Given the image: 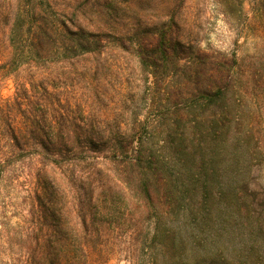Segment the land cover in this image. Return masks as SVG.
<instances>
[{
  "label": "trees",
  "instance_id": "1",
  "mask_svg": "<svg viewBox=\"0 0 264 264\" xmlns=\"http://www.w3.org/2000/svg\"><path fill=\"white\" fill-rule=\"evenodd\" d=\"M108 1V15L138 25L69 28L53 0H0V72L15 85L0 100V185L22 164L34 188L25 264H107L119 218L148 235L137 264H264V182L251 174L264 163V130L245 111L246 99L264 100V0H250L245 37L261 42L250 62L180 32L184 0ZM146 5L161 20H143ZM109 49L135 56L140 81L175 108L151 104L141 119L133 105L118 126L94 113L100 83L87 82L84 99L83 72L70 74Z\"/></svg>",
  "mask_w": 264,
  "mask_h": 264
},
{
  "label": "rangeland",
  "instance_id": "2",
  "mask_svg": "<svg viewBox=\"0 0 264 264\" xmlns=\"http://www.w3.org/2000/svg\"><path fill=\"white\" fill-rule=\"evenodd\" d=\"M224 0H184L181 12L177 15L180 21V32L187 33L195 42L201 43L203 47H210L214 50L223 52L237 51L247 62H250L253 54L260 48L261 42L255 37H245V28L250 10V0H243L244 5L237 7L223 5ZM239 0H237L238 3ZM108 0H53L54 11L58 14L59 20L65 21L69 28L82 26L88 30H101L107 32L112 30L120 32L123 28H133L138 25L139 20L136 15L131 14L124 18L121 11L113 16L108 15ZM156 3L162 0H155ZM127 4V3H124ZM143 11V20H161L159 16H153L151 9H139ZM1 51L7 50L6 46L0 48ZM7 53H1L0 59L6 57ZM263 55V54H261ZM7 58V57H6ZM248 64V63H247ZM55 68H58L55 65ZM79 68L71 78L76 82L80 79L77 76L83 72L80 89L76 90L84 99L87 98V82L94 84L100 83L99 99L92 104V111L112 126L126 124L124 116L133 105L139 108L141 119H144L149 112V105L163 109L174 107L171 100H167L164 90H148L150 81H140V68L135 56L116 51L107 50L102 58L83 57L76 62ZM27 66L23 67L26 72ZM260 72L264 73V66L260 64ZM72 81V80H70ZM97 86V85H96ZM129 88L127 101L121 98V94H127L123 90ZM136 88V89H135ZM148 90V92H147ZM15 92L13 77L2 76L0 72V100L12 97ZM94 92V91H92ZM154 93V94H152ZM130 97V98H129ZM173 100V99H172ZM133 101V102H132ZM245 111L247 121L251 120L264 130V100L254 106L250 99L245 100ZM125 102V103H124ZM250 110L255 111L253 119L248 117ZM264 135V134H263ZM158 142L157 138L155 139ZM7 150V147H5ZM18 170L10 174L7 179V172L1 179L0 185V264H25L28 257V236L32 233L28 222L30 221V211L35 210L33 201L34 188L27 185L26 170L22 164H18ZM251 174L257 181L264 182V163H253ZM119 201L118 204L124 205ZM123 219L119 218L116 223H120L122 231L109 232V243L105 247L110 256L107 264H137L143 259L142 246L139 244L143 238L148 237L146 231H126ZM114 223L112 224V226ZM109 227V226H108ZM136 239V240H133ZM131 240L136 245L131 246ZM139 240V241H138Z\"/></svg>",
  "mask_w": 264,
  "mask_h": 264
}]
</instances>
